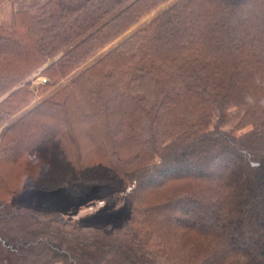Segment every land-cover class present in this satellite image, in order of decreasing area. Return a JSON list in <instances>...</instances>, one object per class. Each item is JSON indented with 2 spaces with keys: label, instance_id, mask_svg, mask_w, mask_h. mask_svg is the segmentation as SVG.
Returning a JSON list of instances; mask_svg holds the SVG:
<instances>
[{
  "label": "trees",
  "instance_id": "1",
  "mask_svg": "<svg viewBox=\"0 0 264 264\" xmlns=\"http://www.w3.org/2000/svg\"><path fill=\"white\" fill-rule=\"evenodd\" d=\"M168 1L48 0L0 27V264H264V0H176L81 68ZM79 68L10 121L32 73ZM74 131L129 202L117 226L11 204L89 170Z\"/></svg>",
  "mask_w": 264,
  "mask_h": 264
},
{
  "label": "rangeland",
  "instance_id": "2",
  "mask_svg": "<svg viewBox=\"0 0 264 264\" xmlns=\"http://www.w3.org/2000/svg\"><path fill=\"white\" fill-rule=\"evenodd\" d=\"M47 1L48 0H0V27L10 29L12 26V19L16 11L35 10ZM174 1L176 0H169L168 2L158 6L157 8L146 14L136 25H134L123 35L114 40L110 45H108L106 48L86 61V63H84L81 68L91 63L97 57H100V54L102 55L103 52L111 48L113 45L117 44L138 26L144 25L153 20L159 13L165 10L166 7L172 4ZM81 68L75 70L73 73L63 79L55 80L56 82H52L45 76L39 75V70L32 73L31 76H29L21 84L16 86L17 88L23 86L25 82H29V89L33 92L31 96L32 98L27 102H22L21 104H18L19 106H16L17 110L12 114L10 121L18 119L29 110L37 106L44 99L51 96L58 89H60L62 85L69 82L77 74V72L81 70ZM45 83H47L48 86L43 87ZM225 129L230 130L231 126L227 125ZM249 129L250 127H246L243 130L237 131V134ZM60 130L61 135L64 139H66L65 133H68L69 131L62 127H60ZM80 133L81 132L78 131L75 132V134L77 135L75 136L77 144H79V151L75 152V150L72 149L71 151H67L66 154L68 158L73 160L72 163H74L75 161L80 162L81 167L87 164L90 166V163L91 166H96H90L89 170L87 171V168L82 170V177H77L79 179L73 177L74 179L72 181L66 182L64 186L56 185L51 187H44L38 184H34L32 185L33 187H29L31 183H35V179H33L34 181L30 180L27 184L22 186V189L20 188L21 191H19L14 197H12L11 204H14L15 206H24L26 208L39 211H54L57 214H61L64 220L79 224H91L97 226L110 224L111 226H117L129 218V202L128 200H126V198H124V195L120 193L119 189H117L118 183L115 182V180L107 181L106 176L108 174L104 160L94 157L93 159H91V156H88L90 141L87 137H83V135H80ZM99 145L101 144L99 143ZM47 146L49 150L48 153L50 154H48V157H50L51 160H56V157H62L61 155H58L56 153L54 154V144ZM54 155L56 156L55 158ZM86 159H89V163ZM71 166L73 168L72 164ZM68 167H70V165ZM70 170H72L71 173L73 176L74 174H78L77 170ZM63 171L66 173L64 169ZM109 174L111 173L109 172ZM168 186L169 185H167L165 188H167ZM186 203L187 204H177L174 210L169 209V214L171 216H174L173 218H180L181 221L186 218L194 219L195 216H199V214H201L200 212H202V206L200 205V203ZM175 210H182V212H184L187 217H184L182 213L180 215L176 214ZM205 223L209 225V221L203 220L202 224L205 225ZM168 241L172 242L170 239Z\"/></svg>",
  "mask_w": 264,
  "mask_h": 264
}]
</instances>
